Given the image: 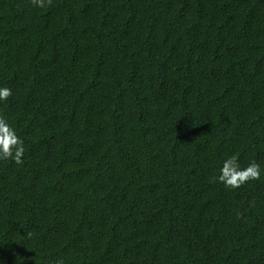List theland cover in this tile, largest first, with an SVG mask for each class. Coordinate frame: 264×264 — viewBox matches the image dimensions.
<instances>
[{
	"label": "trees",
	"instance_id": "trees-1",
	"mask_svg": "<svg viewBox=\"0 0 264 264\" xmlns=\"http://www.w3.org/2000/svg\"><path fill=\"white\" fill-rule=\"evenodd\" d=\"M4 87L0 264H264V0H0Z\"/></svg>",
	"mask_w": 264,
	"mask_h": 264
},
{
	"label": "clouds",
	"instance_id": "clouds-1",
	"mask_svg": "<svg viewBox=\"0 0 264 264\" xmlns=\"http://www.w3.org/2000/svg\"><path fill=\"white\" fill-rule=\"evenodd\" d=\"M51 0H32L35 7H44ZM11 95L10 89L0 88V101L6 100ZM0 160L11 159L16 164L22 163L24 154L23 141L16 135L15 130L4 119H0ZM218 180L228 188H238L249 180L257 179L260 175L259 165L250 163L245 168L236 165L235 157H229L220 168ZM57 264H63L62 260Z\"/></svg>",
	"mask_w": 264,
	"mask_h": 264
}]
</instances>
